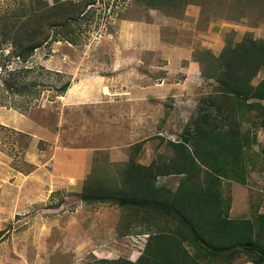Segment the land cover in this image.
Here are the masks:
<instances>
[{
    "label": "rangeland",
    "instance_id": "rangeland-1",
    "mask_svg": "<svg viewBox=\"0 0 264 264\" xmlns=\"http://www.w3.org/2000/svg\"><path fill=\"white\" fill-rule=\"evenodd\" d=\"M25 1L0 0V19ZM155 1L159 5L152 8L145 0H67L64 13H70L71 20L63 32H69L72 40L64 39L56 26L47 31V42L30 55L18 56L0 35V166L4 178L25 176L21 182L24 198L27 188L37 185L27 194L30 199H25L24 209L0 213V264L135 261L147 233L168 225L152 220L150 225L155 222V226L147 230L142 211L118 206L120 194L107 191L121 185L130 163L147 166L167 162L174 155L169 141L181 139L198 114L199 101L211 93L216 81L201 76L177 100L157 93L166 57L144 47L152 46L156 36L183 48L195 36L193 56L207 69L226 44L246 34L264 39V0H185L177 9ZM153 19L160 28L147 30L149 39L124 26L126 21ZM259 72L253 84L264 78V68ZM134 84H144L142 88L150 92L138 99L131 95ZM257 124L256 112H249L239 126L250 139L242 156L245 183L221 180V194L230 197L232 217L252 218L262 203L264 130ZM32 144L39 150L35 166L40 169L38 176L27 177L35 168L25 153ZM95 146L89 174L77 182L59 176L62 179L57 182L56 164L49 162L54 147ZM181 177L158 175L156 185L170 193ZM12 193L6 191V197ZM246 194L251 209L247 215ZM2 201L1 206L8 202ZM210 259L213 264H251L237 252Z\"/></svg>",
    "mask_w": 264,
    "mask_h": 264
},
{
    "label": "trees",
    "instance_id": "trees-1",
    "mask_svg": "<svg viewBox=\"0 0 264 264\" xmlns=\"http://www.w3.org/2000/svg\"><path fill=\"white\" fill-rule=\"evenodd\" d=\"M145 2L152 8L158 4ZM66 3L26 0L11 15L1 17V40H8L18 56L30 55L47 42V31L56 26L64 39L72 40L69 32H63L71 20V14L64 13ZM184 4L185 0H162V5L174 9ZM212 59L201 76L216 84L199 101L198 114L181 139L169 141L174 155L167 162L147 166L130 163L121 185L107 191L120 194L118 206L142 211L147 230L155 226V222L150 225L152 220L168 225L147 233L134 262L117 258L101 259L99 264H213L211 257H228L233 252L244 254L251 264H264V213L231 218L230 197L224 198L220 190L222 179L245 183L242 156L250 139L248 131L239 127L241 119L256 112L257 125L264 130V78L253 84L264 68V39L246 34L238 42L226 44ZM260 153L264 158V146ZM172 174L181 175L180 182L174 191L164 193L166 189L156 185L155 179ZM89 193L86 191V201Z\"/></svg>",
    "mask_w": 264,
    "mask_h": 264
},
{
    "label": "crops",
    "instance_id": "crops-1",
    "mask_svg": "<svg viewBox=\"0 0 264 264\" xmlns=\"http://www.w3.org/2000/svg\"><path fill=\"white\" fill-rule=\"evenodd\" d=\"M156 19H153L151 22H125V27L129 31L137 30L139 33L143 34V37L149 39L150 36H146L145 32L149 29H156V27L160 28L159 25H156ZM151 43L153 42L152 46L149 45L150 50H155L154 53L156 56L166 57V67H165V75L164 78L161 79L162 83L161 86H157L158 88L155 89L157 93H164L165 96H170L171 98H176L173 100H177L179 96H184V92H188L190 87L197 83V81L201 78V70H202V62L198 60L195 56H193V52L195 49L193 48L194 40H196L195 36L187 42L183 48H179V45L172 46L171 44H166L167 42L163 41L162 38L152 37ZM145 39V40H146ZM203 42V41H201ZM138 45H141V42H137ZM143 43V42H142ZM158 49V50H157ZM260 73V72H258ZM179 74V77L176 75ZM175 75V76H174ZM174 76V79H173ZM168 78H171L169 80ZM139 86H134L130 88L131 95L138 96V99L144 97L147 92H150L148 87H143L144 84H138ZM158 85V84H157ZM151 88V86H150ZM70 90V89H69ZM152 90V89H151ZM158 90H160L158 92ZM66 94H69L67 92ZM137 99V100H138ZM18 122V118L17 121ZM27 126H31L27 125ZM34 135V134H33ZM34 139V137H33ZM95 147H84L81 149H72V148H55L52 151L51 157L49 162H53L54 165L53 171L57 170V182L61 180L59 176L63 177V179H71L74 181H78L81 178V175H85L89 171V167L91 161L93 160V151ZM26 157L28 162L32 165H37L38 163V154L39 150L36 149L35 145L32 144L26 150ZM109 154L114 155V150L110 149ZM37 162L35 163V160ZM57 168V169H56ZM40 167L34 168L33 172H31L28 176H38L39 175ZM62 171V172H60ZM60 172V173H59ZM4 169L0 166V213L7 214L10 213V210H14L13 208H25V199H30L27 194H30V191L33 190L37 185H31L28 187L25 198L23 197V189L21 187L22 178L25 177L23 175H11V178H4ZM89 174V173H88ZM51 181V180H49ZM48 181V182H49ZM12 190L11 196L6 197L5 192ZM14 190H18L19 193H15ZM264 192V191H263ZM249 195L246 194V204H245V211L246 215L251 211L250 204H249ZM8 201L5 206H1L3 201ZM9 201H12L10 205H8ZM29 201V200H28ZM232 204V203H231ZM247 205V206H246ZM4 208V209H3ZM230 216H231V208H230ZM259 213H264V195L262 196V203L259 206L258 211ZM231 218H247L246 217H232Z\"/></svg>",
    "mask_w": 264,
    "mask_h": 264
},
{
    "label": "clouds",
    "instance_id": "clouds-1",
    "mask_svg": "<svg viewBox=\"0 0 264 264\" xmlns=\"http://www.w3.org/2000/svg\"><path fill=\"white\" fill-rule=\"evenodd\" d=\"M134 262V261H133Z\"/></svg>",
    "mask_w": 264,
    "mask_h": 264
}]
</instances>
